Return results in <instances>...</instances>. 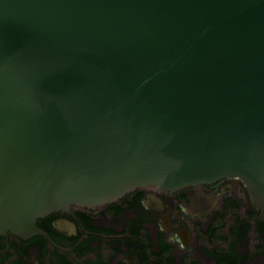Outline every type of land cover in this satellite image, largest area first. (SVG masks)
<instances>
[{"label":"water","instance_id":"1","mask_svg":"<svg viewBox=\"0 0 264 264\" xmlns=\"http://www.w3.org/2000/svg\"><path fill=\"white\" fill-rule=\"evenodd\" d=\"M225 176L264 215V0H0V236Z\"/></svg>","mask_w":264,"mask_h":264},{"label":"flooded vegetation","instance_id":"2","mask_svg":"<svg viewBox=\"0 0 264 264\" xmlns=\"http://www.w3.org/2000/svg\"><path fill=\"white\" fill-rule=\"evenodd\" d=\"M0 236V264H264V215L237 176L177 190L139 187Z\"/></svg>","mask_w":264,"mask_h":264}]
</instances>
